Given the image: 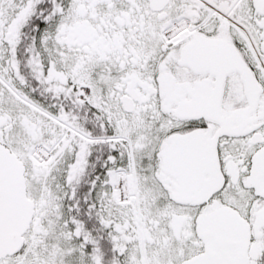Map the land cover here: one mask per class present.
<instances>
[{
  "label": "snow or ice",
  "instance_id": "6c2138e0",
  "mask_svg": "<svg viewBox=\"0 0 264 264\" xmlns=\"http://www.w3.org/2000/svg\"><path fill=\"white\" fill-rule=\"evenodd\" d=\"M0 264H264V0H0Z\"/></svg>",
  "mask_w": 264,
  "mask_h": 264
}]
</instances>
